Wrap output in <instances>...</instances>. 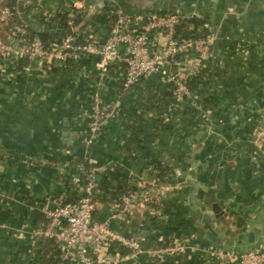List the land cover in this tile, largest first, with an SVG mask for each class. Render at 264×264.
<instances>
[{
	"label": "crops",
	"instance_id": "1",
	"mask_svg": "<svg viewBox=\"0 0 264 264\" xmlns=\"http://www.w3.org/2000/svg\"><path fill=\"white\" fill-rule=\"evenodd\" d=\"M124 1L129 5L19 0L18 15L24 20L22 4L29 18L24 21L38 27L71 5L90 6L89 15L107 6L101 21L85 29L84 40L99 44L115 24L121 31L129 25L142 30L160 13L207 17L213 30L209 54L198 59L191 48L172 66L186 80L199 75L200 82L190 97L175 96L143 115L138 133L130 125L145 93L170 91L161 74L127 89L126 64L119 60L102 75L93 56L35 62L31 70L0 59V264H40L43 238L36 230L47 224L52 203L81 196L85 161L98 187L112 173L114 185L127 174L141 201L145 186L158 188L153 204L143 202L129 213L120 197L97 200L94 218L140 248L132 256L119 242L90 238L94 257L111 255L117 264H237L224 262L219 252L239 256L264 248V144L252 139L264 117V0ZM4 36L11 41L9 29ZM149 37L156 50L164 49V32L152 29ZM127 50L122 43L118 51ZM96 93L104 109L116 110L88 144ZM155 160L169 169L164 179ZM156 242L169 250L150 253ZM79 251L71 264H80Z\"/></svg>",
	"mask_w": 264,
	"mask_h": 264
},
{
	"label": "built area",
	"instance_id": "2",
	"mask_svg": "<svg viewBox=\"0 0 264 264\" xmlns=\"http://www.w3.org/2000/svg\"><path fill=\"white\" fill-rule=\"evenodd\" d=\"M12 16L13 12L10 6L0 0V59L18 61L26 58L30 64L25 69L31 70L32 63L35 62H64L78 55L93 56L96 58V67L102 75L108 74L112 63L119 60L126 64L123 78L125 88L129 89L154 74H161L168 81L174 82L176 97L179 99L190 97L191 90L187 80L172 69L178 55L192 48L198 59L205 58L209 54L213 42L212 37L198 40H176L173 35L175 27L181 19L178 13L155 17L142 30L129 25L126 31H121V27L115 24L112 27L110 38L101 44L92 39L78 43L74 35L63 36L50 44H46L39 37L28 40L25 37L28 34L27 26L18 23L10 25ZM7 29L10 32L11 41L5 39L4 32ZM152 29H159L167 37V43L162 51L156 50L150 41L149 32ZM122 43L128 47L124 55L118 51ZM115 110V105L104 109L101 105L100 95L96 93L88 144L95 141L101 128L115 113ZM252 139L259 146L264 144V117ZM97 188L95 170H92L83 184L81 196L76 201L69 203L59 200L54 210L46 209L48 222L36 230V235L41 238L55 239L63 251V259L67 261V264H71L72 258L76 256V250H80L78 255L80 264H117L119 262L111 255L97 257L91 255L89 251L90 238L98 241L108 239L112 242H119L130 250L129 253L132 256H135L136 251L140 248L137 241L127 239L112 230L108 221H98L94 218L97 208L94 193ZM145 188L146 192L142 201L137 192L122 197L125 212L136 210L143 205V202L153 204L156 201L158 188L154 186H145ZM168 250L165 248L151 249L150 253L160 255ZM219 257L227 263L235 261L237 264H264V248L248 250L239 256L230 251H220Z\"/></svg>",
	"mask_w": 264,
	"mask_h": 264
},
{
	"label": "trees",
	"instance_id": "3",
	"mask_svg": "<svg viewBox=\"0 0 264 264\" xmlns=\"http://www.w3.org/2000/svg\"><path fill=\"white\" fill-rule=\"evenodd\" d=\"M18 3L19 0H11L8 4L13 12L10 25H14L17 22H22L23 25L27 26L28 34L25 36L28 40H33L36 37L41 38L46 44L55 42L58 38L67 35H74L78 43L84 42V37L86 35L85 29L93 21H101L103 12L109 9L105 6L95 11L92 15L90 13V6H85L78 8L76 6H69L58 13H53L50 15L48 20L39 21L40 24L44 25L49 29H64L65 33L63 35H51L49 33H44L37 28H33V23L25 22L18 15ZM121 5L128 6L124 0H120ZM165 15L166 13H160ZM179 14V13H178ZM181 16L180 22L175 27V32L173 37L178 41L185 40H198L211 37L213 30L210 27V20L207 17H201L195 14H179ZM7 40V38L5 37ZM212 49V44H211ZM69 61L72 58L68 59ZM29 64V60L22 58L17 61L19 69L23 70ZM125 64V63H124ZM113 65V64H112ZM111 65V66H112ZM111 68V67H110ZM200 82L199 75H192L188 80L187 84L191 91H193L197 84ZM170 91L166 94L160 95L158 88H153L148 90L145 95L141 105L140 112L133 119V123L130 125V129L133 132L140 133L137 128V124L143 115L151 113L153 110H161L164 105L170 103V101L176 96L175 90L176 86L173 81H169ZM210 97L206 100L209 101ZM157 169L161 172V177L164 179L169 174V169L164 167L160 162L154 161ZM86 173L82 175L83 184L85 180L92 171V165L85 161ZM115 176L109 173V176L103 180L102 186L95 190L94 198L95 200L106 201L108 198H122L125 195L132 194L136 192L135 187L131 186L128 182V175L125 174L124 178L114 185ZM75 199H63L64 203L74 202ZM46 215V213H45ZM45 220L48 222L46 215ZM44 220V221H45ZM153 249L164 248V244L156 242L153 245ZM37 256L40 264H67V261L63 259V251L57 244L54 238H43L39 244Z\"/></svg>",
	"mask_w": 264,
	"mask_h": 264
},
{
	"label": "water",
	"instance_id": "4",
	"mask_svg": "<svg viewBox=\"0 0 264 264\" xmlns=\"http://www.w3.org/2000/svg\"><path fill=\"white\" fill-rule=\"evenodd\" d=\"M146 1H161V0H146ZM20 11L22 13L24 20L29 21V18L27 17V14L25 13L24 7L22 4L20 5ZM33 28H37L38 30H41L44 33H49L51 35H63L65 33L64 29H49V28L44 27V26H38L37 27L36 24L33 25ZM214 44H216V41L214 42ZM55 207H56V203H52L50 205V210H54Z\"/></svg>",
	"mask_w": 264,
	"mask_h": 264
}]
</instances>
